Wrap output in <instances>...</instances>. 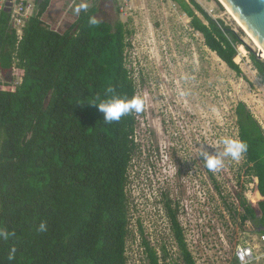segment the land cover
Listing matches in <instances>:
<instances>
[{"label":"trees","instance_id":"16d2710c","mask_svg":"<svg viewBox=\"0 0 264 264\" xmlns=\"http://www.w3.org/2000/svg\"><path fill=\"white\" fill-rule=\"evenodd\" d=\"M173 1L205 45L239 74L238 47L245 45L264 81V59L235 30L196 0ZM36 3L37 14L21 39L9 27V13L0 14V229L9 233L0 239V264H129L130 188L137 183L133 168L142 153L136 137L143 112L108 124L97 103L137 94L127 64L133 32L120 19L90 25L96 7L55 30L42 19L50 0ZM15 66L24 73L14 87L6 77ZM236 114L247 144L246 172L258 177V194L264 196V130L244 102ZM211 178L219 188L212 172ZM240 205L244 211L236 213L243 224L264 226V200L258 202L261 215L243 197ZM164 208L179 255L169 259L163 245L160 256L144 240L149 264H196L177 205L167 198Z\"/></svg>","mask_w":264,"mask_h":264},{"label":"rangeland","instance_id":"374dc122","mask_svg":"<svg viewBox=\"0 0 264 264\" xmlns=\"http://www.w3.org/2000/svg\"><path fill=\"white\" fill-rule=\"evenodd\" d=\"M196 1L215 19L235 30L245 44L259 54L254 38L239 25L221 0ZM116 5L106 7L104 2L100 19L113 23L120 19L133 32L129 36L131 46L127 49V64L133 70L138 88L136 95L144 100L138 127L142 130L138 142L143 147L141 155L134 158L133 182L136 180L137 185L131 187L134 200L130 201L132 234L127 243L128 263L149 264L144 240L156 247L160 256L165 245L169 259L178 257L164 201L171 199L177 205L178 214H181L179 197L193 198L194 191L189 183L208 176H204L208 169L202 153L222 155L220 141L223 137L240 139L236 114L239 102L246 104L264 130V81L254 68L245 45L238 47L236 61L242 69L239 74L205 45L203 35L191 27V18L175 1L141 0L118 12V3ZM12 77L20 81L22 72L17 71L6 78L11 80ZM0 78H3L2 74ZM154 148L160 151L157 155ZM222 158L224 166L212 172L219 188L212 180L211 208L205 214H211L216 221L217 240L222 238V233L232 232L233 242L242 237L256 241L263 234L259 232L262 227L253 223L241 225L235 214L237 210L244 211L240 205L241 197L255 207L263 199L255 192L258 181L244 173L247 166L243 155L239 161ZM179 167L185 171L181 178L176 173ZM191 171L195 174L194 178L190 175ZM147 173H157L154 176L162 180L160 187L156 179L155 193L159 199L151 196V181L141 183L139 180L146 179ZM138 174L139 179L136 177ZM182 178L185 183L180 181ZM163 193L166 196L159 205L157 203ZM146 194L152 197L151 201L150 198L144 200ZM193 199L198 205L194 211L198 213L200 208L203 214L206 204L202 205L197 197ZM226 238L229 241V237ZM260 249L263 251L264 245H260ZM263 262L264 259L259 264Z\"/></svg>","mask_w":264,"mask_h":264},{"label":"built area","instance_id":"2783aa9c","mask_svg":"<svg viewBox=\"0 0 264 264\" xmlns=\"http://www.w3.org/2000/svg\"><path fill=\"white\" fill-rule=\"evenodd\" d=\"M141 0H116L118 3V9L123 11L124 9L129 8V6L140 2ZM10 2V5H9ZM9 8V11L6 9ZM36 4L34 0H0V14L3 11L9 13V27L16 32L18 39H21L23 36V28L28 21V19L35 14ZM21 71L18 67H13V70L10 74L14 75L15 72ZM22 75L24 71L22 70ZM1 75V72H0ZM1 79V78H0ZM19 80V79H17ZM12 77L11 82L15 86L22 82V77L20 81H17ZM16 81V83H15ZM142 117L139 116V119ZM145 127V126H144ZM142 130L138 131V137L140 136ZM157 155V149H153ZM159 150V149H158ZM151 152V151H149ZM158 157V156H157ZM159 158V157H158ZM156 160V158H154ZM193 171V170H192ZM190 173L193 176L194 172ZM177 173V171H176ZM203 180L189 183L190 188L194 191V197H197L201 204H206L204 213L201 214L200 208L197 209L198 213L194 211L198 205L195 204L196 200L187 196V198H180V213L178 214V220L181 224V227L184 232L185 241L187 243L188 249L192 254V257L196 264H259L264 259V250L261 251L260 245L256 241H251L249 239L238 238L234 242L232 241L233 233L225 232L222 233V238L217 240L215 236L217 235L215 225L216 221L212 218L211 214H205L209 212L211 208V191L212 187V178L211 172L208 170L205 173ZM148 177L153 180L154 183L159 182L161 185V179L154 176L156 174L147 173ZM191 177V176H190ZM187 175V178L192 180ZM179 178V177H178ZM183 183L185 179L182 178ZM219 183V182H218ZM187 185V184H186ZM252 185V184H251ZM254 185H252V188ZM196 193V196H195ZM204 207V206H203ZM186 210V214L183 213ZM195 212V213H194ZM194 213V214H193ZM241 214H235L239 223L241 225L251 224V221H247L245 224L242 223ZM229 219V216H228ZM201 220V221H199ZM206 220V221H204ZM214 221V222H212ZM200 224L199 225H197ZM217 227L219 228L220 223L217 221ZM229 237V241L227 240ZM260 243L264 245V233L260 235L258 239ZM176 243V242H175ZM264 264V262H263Z\"/></svg>","mask_w":264,"mask_h":264},{"label":"clouds","instance_id":"9594fccd","mask_svg":"<svg viewBox=\"0 0 264 264\" xmlns=\"http://www.w3.org/2000/svg\"><path fill=\"white\" fill-rule=\"evenodd\" d=\"M82 10L88 13L89 4L87 3V0H81V2L74 8V12L76 14H79ZM88 23L90 25H96L97 23H99V21L96 18V16L89 15ZM97 106L99 111H101L104 114L105 123L110 124L112 122L119 121L122 117L128 114L142 112L144 108V100L142 97L137 95H133L132 97L118 96L108 100H101L97 103ZM220 143L223 146L222 155H212L208 153H202V155L204 156L206 167L210 172H216L218 169L224 166V159L222 157H229L232 161H239L242 155L247 151V144L243 140L233 136L223 137ZM145 180L151 181L153 183L151 187L152 190H150L151 196L155 195L156 199H159L158 195L155 193L157 191L156 189L157 183H154L153 180L148 177V175H146ZM134 185H137V183L133 184L132 186ZM151 196H148V194H146V198L144 200L150 198L149 201H151L152 200ZM40 228L41 230H45L46 225L42 223ZM8 236L9 233L7 231L0 229V239H8Z\"/></svg>","mask_w":264,"mask_h":264},{"label":"crops","instance_id":"0c3cea01","mask_svg":"<svg viewBox=\"0 0 264 264\" xmlns=\"http://www.w3.org/2000/svg\"><path fill=\"white\" fill-rule=\"evenodd\" d=\"M34 2L36 4V9H35L36 13L35 14H37L36 0H34ZM104 2L106 4V7L111 6L113 8V7L117 6L116 0H87V3L89 4V9L92 7H96L97 8L96 18L99 20H102V21H105V19H100V15L103 14V11H104V8L102 7ZM79 3L80 2H78V0H50L49 7L47 8V11L43 15L42 19L47 24L51 25V27H53L55 30H61V29L63 30V28L60 27L63 23L64 24L66 23V27H68V26H71L72 24H74L76 22L79 14H76L75 12H73V10ZM19 70L22 71V69H19ZM255 180H257L259 182V179L257 176H256ZM255 192L260 193L258 191V183H257L256 189H255ZM262 197H263L262 200H264V196H262ZM255 208L258 212V215H261V212H260L261 209L259 208V205ZM251 224H252V222H251ZM261 227L262 228H260V231L259 230L258 231L264 233V226H261ZM255 234H257V233L255 232ZM256 242L259 245H263L260 242H258V240H256Z\"/></svg>","mask_w":264,"mask_h":264},{"label":"water","instance_id":"95a60500","mask_svg":"<svg viewBox=\"0 0 264 264\" xmlns=\"http://www.w3.org/2000/svg\"><path fill=\"white\" fill-rule=\"evenodd\" d=\"M223 1L232 10V12L245 26V28L257 40L258 44L262 47V50L264 51V0ZM9 10V8L6 9V11ZM260 52L258 56L262 58Z\"/></svg>","mask_w":264,"mask_h":264},{"label":"bare ground","instance_id":"6f19581e","mask_svg":"<svg viewBox=\"0 0 264 264\" xmlns=\"http://www.w3.org/2000/svg\"><path fill=\"white\" fill-rule=\"evenodd\" d=\"M222 2H223V4L226 6V8L229 10V12L234 16V18L238 21V23H239V25L242 27V28H244L249 34H250V36L251 37H253L252 36V34L245 28V26L240 22V20L236 17V15L232 12V10L225 4V2L223 1V0H221ZM254 38V37H253ZM254 40H255V42H256V44H257V46L259 47V49L261 50V56L262 57H264V51L262 50V47L258 44V42H257V40L254 38Z\"/></svg>","mask_w":264,"mask_h":264},{"label":"flooded vegetation","instance_id":"af4514ba","mask_svg":"<svg viewBox=\"0 0 264 264\" xmlns=\"http://www.w3.org/2000/svg\"><path fill=\"white\" fill-rule=\"evenodd\" d=\"M239 137H240V135H239ZM157 152H160L159 150H158V148H157ZM243 156H244V158H245V161H246V159H247V154L246 153H244L243 154ZM178 173H177V175H178V177H182V175H183V168L181 169L180 167L179 168H177V170H176ZM184 173H185V171H184ZM244 173H246V170H244ZM247 176H250L249 174L247 175ZM253 178H256V176H252Z\"/></svg>","mask_w":264,"mask_h":264}]
</instances>
